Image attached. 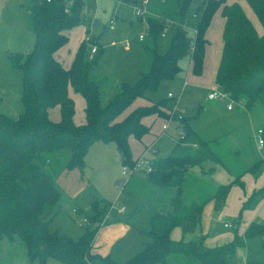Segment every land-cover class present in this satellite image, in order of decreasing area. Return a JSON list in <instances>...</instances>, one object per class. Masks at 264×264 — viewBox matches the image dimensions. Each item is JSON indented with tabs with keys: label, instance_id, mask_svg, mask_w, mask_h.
I'll use <instances>...</instances> for the list:
<instances>
[{
	"label": "trees",
	"instance_id": "trees-1",
	"mask_svg": "<svg viewBox=\"0 0 264 264\" xmlns=\"http://www.w3.org/2000/svg\"><path fill=\"white\" fill-rule=\"evenodd\" d=\"M121 1L131 6L140 4V0ZM245 1L263 32L256 29L237 2L203 0L194 16L198 17V24L195 36H192L183 25L189 24L187 19L194 0H178L176 14L180 24L172 35L169 49L164 54L154 49L150 69L142 73L135 84L123 83L121 91L108 104L102 105L100 88L91 79V72L103 54L101 45L91 39L96 51L89 57V41L83 40L69 68L54 56L68 44V31L81 23L85 0H36L29 8L35 35L34 48L26 55L11 54L14 66L23 73L24 110L15 119L0 110V240L20 238L26 245L29 261L40 264H47L49 259H55L59 264H167L168 257L173 255L193 258L199 264H227L228 259L244 245L245 239L264 235V224L252 222L242 238L235 236L234 240L216 247L205 245L206 236L201 233L205 201L185 205L182 200L187 171L211 158L218 161L210 141L201 138H198L194 154L181 157L171 154L153 162L152 172L146 175V179L156 186L175 189V195L169 212L150 215L145 229L148 241L127 262L119 263L110 256L92 253L97 231L112 207L110 202L94 200L91 213L82 209L77 211L90 223L83 227L77 240L51 228L58 212L56 207L64 194L57 184L59 175L73 169L83 174L86 155L95 141L114 142L121 152L122 164L133 165L129 139L132 135L141 139L150 130L143 118L157 116L168 120L166 110L170 107L166 99L135 108L123 118L119 117L132 102L144 97L148 88L157 87L162 80L175 78L181 71L179 63L183 58L191 55L192 73L196 76L202 74L208 43L205 34L218 10L226 22L215 76L217 87L232 100L245 101L248 109L262 98L264 0ZM148 28L150 35L155 36L165 27L163 22L150 20ZM71 88L80 93L86 103V121L81 125L74 121L76 106L69 95ZM55 107L60 109V121L49 116V110ZM182 125L188 132L192 131L188 124ZM65 151L69 153V159L62 163ZM262 165L263 161H258L246 172L255 175ZM241 176L217 188L213 195L216 211L224 208L234 184L243 186ZM263 198L264 187L247 198L241 211L254 209ZM175 228L182 231L179 241L171 237Z\"/></svg>",
	"mask_w": 264,
	"mask_h": 264
},
{
	"label": "rangeland",
	"instance_id": "rangeland-1",
	"mask_svg": "<svg viewBox=\"0 0 264 264\" xmlns=\"http://www.w3.org/2000/svg\"><path fill=\"white\" fill-rule=\"evenodd\" d=\"M36 0H0V110L9 114L11 118H17L24 110L22 104L23 73L12 62L11 54L26 55L34 48L35 35L32 30L29 8ZM178 0H149L147 13L144 17H135L133 7L121 0H85L82 10V21L68 31L70 38L63 48L64 60L60 61L66 66L69 57H73L79 44L85 40L87 55L92 57L91 51L95 39L103 48V54L98 65L91 72V79L100 88L102 105L107 104L122 89L123 83L135 84L142 73H146L153 61V50L164 54L170 46L171 38L179 26V17L176 14ZM203 0H194L190 10L189 32L194 34L197 29L198 17H194L196 10L201 7ZM237 2L244 12L254 21L257 30L263 32V28L255 16L252 8L245 0H227L228 4ZM246 10V11H245ZM150 12V13H148ZM15 13V14H14ZM156 20L164 23L166 37L161 34L150 35L149 22ZM188 20V19H187ZM223 18L218 10L212 20L210 29L206 32L207 40L212 44L210 50L205 53L207 70L200 76L193 75L191 70V55L183 58L179 65L180 73L173 79L162 80L157 87L148 88L144 97L136 99L120 115V119L133 109L151 105L162 99H166L169 106H175L176 99L168 97V93L177 92L179 99L177 116H183L181 122L188 124L191 132L182 125L176 127L171 123V129L166 133L163 126L168 120L157 116H146L143 123L151 126L148 133L141 139L131 136L129 143L134 161H136L146 149L155 143L154 147H148L147 156L151 157L156 152L157 159H163L173 154L181 157L192 155L196 151L198 138L210 141L214 155L218 158L208 159L200 166L191 168L186 174V181L182 187V200L185 205L193 201L204 202L203 230L208 233L210 243H224L231 235L243 237L246 228L252 222L264 224V199L254 210H242L245 197L252 188L259 184L246 172L247 165L257 160L259 152L257 147L256 131L264 123V94L252 109L240 108L235 105L234 110L227 109V102L208 99L209 87L215 86V70L219 61L221 44L223 42L222 25ZM141 35L145 40L139 41ZM193 36V35H192ZM215 67V68H214ZM204 72V71H203ZM76 122L85 121V100L80 93H74ZM245 107V101L239 100ZM170 115V110H166ZM174 119H177V116ZM170 117V116H169ZM83 121V122H84ZM264 127V126H263ZM184 132L187 138L179 142L180 133ZM217 139V142L214 140ZM91 155V166L88 158ZM69 159V153L64 152L62 163ZM83 178L90 182L88 190L92 195V201L103 200L111 204L125 207V214L120 216L118 209H113L112 217H126L140 229L147 223L149 214L154 212L167 213L171 209V199L175 195V189L162 188L146 181L142 173L132 176L122 175V155L114 142L95 141L86 155ZM93 160V161H92ZM123 161V160H122ZM262 161V159H261ZM221 162V163H220ZM214 168L211 170L210 168ZM141 174V175H140ZM240 175L245 182L244 187L234 184L229 195L226 207L220 211L215 210L213 195L218 187L230 184ZM244 175V176H243ZM243 177V178H242ZM132 182L126 188L118 187L117 181ZM76 183V181H75ZM207 195V198L204 196ZM203 196V197H202ZM91 196L86 198L85 211H90ZM201 197V198H200ZM97 198V199H96ZM64 203L62 206L61 204ZM72 201L66 194L56 207L60 210L52 223L51 228L66 234L77 240L83 232V227L89 222H84L82 215L72 212ZM67 209H64L66 208ZM56 210V211H58ZM224 215V216H223ZM84 224H80V223ZM225 222L238 225L237 229L225 228ZM149 225L147 223L146 227ZM219 230L216 236H211L212 231ZM138 239L132 243L133 236H128L122 242L129 243L132 250L129 257H116L119 262H126L143 247V234L135 232ZM135 244V245H134ZM123 245V244H122ZM137 245V249L134 248ZM138 250V251H137ZM169 264H199L193 258L182 256H170ZM264 264V235L245 239V243L228 259L227 264ZM0 264H40L38 261L31 263L27 256V248L24 242L16 237L14 241L7 238L0 240ZM47 264H59L55 259H49ZM168 264V263H167Z\"/></svg>",
	"mask_w": 264,
	"mask_h": 264
},
{
	"label": "crops",
	"instance_id": "crops-1",
	"mask_svg": "<svg viewBox=\"0 0 264 264\" xmlns=\"http://www.w3.org/2000/svg\"><path fill=\"white\" fill-rule=\"evenodd\" d=\"M140 2H141V0H140ZM246 11V10H245ZM148 13H150V12H148ZM246 13V12H245ZM15 14V13H14ZM196 14H194V16H195ZM247 15V14H246ZM247 17H248V15H247ZM223 18V25H222V33H223V30H224V26H225V22H226V19L224 18V17H222ZM250 20H251V18L250 17H248ZM191 18H188V21L189 22H191ZM213 20V19H212ZM252 21V23L254 24V26L256 27V25H255V23H254V21L253 20H251ZM211 23H212V21H211ZM211 26V25H210ZM210 29V27L208 28V30ZM257 29V28H256ZM207 30V31H208ZM258 31H260V29H258ZM161 36H162V34H161ZM167 36V35H166ZM166 36H162V38H165ZM205 37H206V35H205ZM207 39V38H206ZM223 39V38H222ZM143 40H145V36H144V39ZM143 40H140V38H139V41H143ZM211 44H212V42L210 43L209 41H208V43L206 44V47H205V53L207 52V50L209 51L210 49V47H211ZM80 45V44H79ZM64 48V47H63ZM63 48L62 49H60V50H58L55 54H54V56L56 57V59H58V60H60V61H62V60H64V54H63ZM222 48H223V42H222V44H221V50H220V54H219V61H218V63H217V68H216V70H215V73L217 72V69H218V66H219V63H220V58H221V53H222ZM76 53V52H75ZM73 58H74V56L73 57H69V59H68V61H67V64H66V66H64L65 68H69L70 67V65H71V63H72V60H73ZM204 59H205V56H204ZM215 68V67H214ZM207 70V63L205 62V60H204V67H203V71L204 72H202V73H204V75H205V71ZM190 72L192 73V60H191V70H190ZM193 74V73H192ZM194 75V74H193ZM196 76V75H195ZM200 76V79H199V81H202V80H204V79H202V74L201 75H199ZM215 76H216V74H215ZM216 83V82H215ZM208 87H209V92L212 90V89H214V88H218L217 87V85H215V86H211V85H209L208 84ZM72 91L74 92V93H76L72 88L69 90V95H70V97L72 98V99H75V97H74V95H72ZM171 93V92H170ZM176 93V97L175 98H172V99H176V104H175V106L173 105L172 107L171 106H169L170 107V111H174V113L176 114V112H175V110L177 109V102H178V99H179V95H178V93L177 92H175ZM169 94V93H168ZM100 99H101V97H100ZM102 104V103H101ZM107 104H108V102H107ZM106 105V104H105ZM85 106H86V104H85ZM228 109V108H227ZM229 110V109H228ZM234 110V109H233ZM230 111H232V110H230ZM9 114H10V112H8ZM84 113H85V111H84ZM4 114H6V113H4ZM9 114H6V115H8V116H10ZM49 116H50V118L52 119V120H54V121H60V119H61V116H60V109H59V107H55V108H52V109H50L49 110ZM85 116V115H84ZM177 116V115H176ZM178 117V116H177ZM183 117V116H182ZM75 121V120H74ZM84 120H82L81 122H76L75 121V123L76 124H78V125H81V124H84L85 123V121H86V119H85V121L83 122ZM180 122V123H179ZM171 123H175V125H176V127H178V126H181L182 125V122H181V120L179 121V120H173ZM146 125V124H145ZM146 126H148V125H146ZM171 126H172V124H170V128L168 129V131L171 129ZM183 126V125H182ZM263 126H264V123H263ZM263 126H261V127H263ZM149 128H151V126H148ZM261 127H259V128H261ZM258 128V129H259ZM257 129V130H258ZM181 133H184L183 131L181 132ZM180 133V134H181ZM254 136H255V138H256V135L254 134ZM186 138H187V136H186V134H185V140H186ZM130 140V139H129ZM185 140H183V141H185ZM215 140H217V139H215ZM181 139H179V142H183ZM217 142V141H216ZM155 146V143L154 144H151L150 146H148L149 148L150 147H154ZM148 147H146V149L143 151V153H142V155H145L150 161H151V163H152V165H153V162H156V161H159V160H161V159H157L156 158V152L154 153V155H152L151 157H148L147 156V152H148ZM197 147H198V145L196 146V149H197ZM257 147H258V145H257ZM258 152H259V155H258V158H257V160H255V162H252V163H250V164H248L247 165V169L250 167V166H252L254 163H256V162H258V161H261V159H262V157H263V155H264V151H261L260 150V148L258 147ZM141 155V156H142ZM133 156V155H132ZM140 156V157H141ZM88 160V165H92L93 163L91 162V155L89 156V158L87 159ZM87 160L85 161L86 163H87ZM123 160V159H122ZM122 160H121V162H122ZM134 160V159H133ZM93 161V160H92ZM219 161V160H218ZM221 163V162H220ZM211 170H213L214 168L212 167V168H210ZM246 169V170H247ZM188 172V171H187ZM247 173H249L250 175H251V177L255 180V181H257V180H259L260 179V182H259V184H257V186L256 187H254V188H252L251 189V191L249 192V195H247V197H245V199H244V201H243V203L247 200V198L248 197H250L251 196V194L255 191V190H258V189H261L262 187H264V162H263V165H262V167H261V169L260 170H258L257 172H256V174L254 175L253 173H250V172H247ZM142 174H144V175H141L142 177H144L145 178V180L146 181H144V182H149L147 179H146V175L147 174H145V173H142ZM187 174V173H186ZM244 176V175H243ZM243 178V177H242ZM75 181H76V183H75ZM241 181L243 182V186L242 187H244V185H245V182L241 179ZM130 182H132V178L129 180V181H124V179L123 178H119L118 179V181H117V186L118 187H122V188H126L127 187V184H129ZM150 183V182H149ZM57 184H58V186L63 190V192H64V194H66L68 197H69V199L72 201V212H74L75 214H78V210L79 209H82V210H86L85 208H84V205L85 204H83V203H85V201H86V198L87 197H89V196H91L90 198H91V200L90 201H92V195L90 194V192H89V190H88V185H90V182H86L85 180H84V178H83V175H82V173L79 171V170H77V169H73V170H65V171H63L60 175H59V177H58V179H57ZM230 193H231V191H230ZM230 193H229V195H230ZM229 195H228V198H227V201H228V199H229ZM203 197V196H202ZM208 196L207 195H205L204 196V198H207ZM201 198V197H200ZM97 199V198H96ZM264 199V198H263ZM262 199V200H263ZM101 200V199H100ZM261 200V201H262ZM198 201H202V199H200V200H198ZM227 201H226V205H227ZM260 201V202H261ZM94 201H92L91 202V204L93 203ZM259 202V203H260ZM192 203V202H191ZM259 203H258V205H259ZM91 204H90V206H91ZM62 206L64 205V203H62L61 204ZM226 205H225V207H226ZM257 205V206H258ZM89 206V207H90ZM256 206V207H257ZM255 207V208H256ZM254 208V209H255ZM59 208H57L56 210H58ZM64 209H67V207L66 208H64ZM113 209L115 210V209H118L119 210V212L121 213L120 214V216H123L124 214H125V212H126V210H125V207L124 206H122V207H120L118 204H116V205H114V204H112V207H111V209L108 211V213H107V215H106V217H105V219H104V221H103V223L100 225V227H99V229H98V231H97V234H96V237H95V239H94V242H93V247H92V253H94V254H98V255H100V256H103V257H105V256H110L112 259H114L115 261H117V262H119L117 259H116V257H129L130 255H131V253H134V252H132V251H134V250H132V248H131V246H130V244L129 243H123L122 241L125 239V238H127L128 236L130 237V236H133V238L131 239V241H132V243L133 242H135L139 237H138V235L135 233L136 231H139V232H141V234H143V246H144V243L145 242H147L148 241V237H147V235L145 234V227H146V225H147V223L149 222V218H150V215L151 214H149L148 215V220H147V223L143 226V228H139L138 226H136V225H134L132 222H131V219H132V217H130V219L129 220H125L126 219V217H121V218H118V219H115V218H110V217H112V211H113ZM254 209H248V210H254ZM60 210H58V212H59ZM57 212V213H58ZM87 212V211H86ZM222 210L219 212L220 214H222ZM88 213H89V211H88ZM79 215V214H78ZM224 216V215H223ZM202 218H203V216H202ZM54 221H55V219H54ZM80 223V222H79ZM226 223V222H225ZM224 223V224H225ZM228 223H232V222H228ZM81 224V223H80ZM233 224V223H232ZM225 227V226H224ZM226 228V227H225ZM233 228L234 229H237L238 228V225H236L235 223H234V225H233ZM248 228V227H247ZM246 228V229H247ZM218 232H219V230H217V229H215L214 231H212V234H211V236H216L217 234H218ZM201 233L203 234V235H205L206 236V240H205V245L206 246H208V247H216V246H220V245H223V244H226V243H228V242H230V241H232V240H234V238H235V236H233V235H231L229 238H227V240H225V242L223 243H216L215 242V240H213V242L212 243H210V239H209V234L208 233H206L204 230H203V223H201ZM171 237H172V239L173 240H175V241H179V240H181L182 239V231H181V229L180 228H175L173 231H172V233H171ZM244 237V236H243ZM9 240V239H8ZM123 244V245H122ZM135 245V244H134ZM134 248H136L137 249V245H136V247H134ZM143 248V247H142ZM142 250V249H141ZM140 250V251H141ZM239 250V249H238ZM138 251V250H137ZM139 251V252H140ZM138 253V252H137ZM136 254H134L133 256H135ZM132 256V257H133ZM173 256H175V255H173ZM131 257V258H132ZM170 257V256H169ZM169 257H168V260H167V263L169 264ZM131 258H129V259H131ZM128 259V260H129ZM127 260V261H128ZM126 261V262H127ZM31 263H35V262H31ZM119 263H125V262H119ZM247 264H255V263H252V262H250V263H247Z\"/></svg>",
	"mask_w": 264,
	"mask_h": 264
},
{
	"label": "built area",
	"instance_id": "built-area-1",
	"mask_svg": "<svg viewBox=\"0 0 264 264\" xmlns=\"http://www.w3.org/2000/svg\"><path fill=\"white\" fill-rule=\"evenodd\" d=\"M148 5H149V0H141L139 5H132L135 17H137V18L144 17L147 13V6ZM183 27L190 29L192 26H189L188 23H185L183 25ZM166 30L164 32H162V36H166ZM194 32L196 33V30H194ZM139 38H140V40H143L144 35H141ZM192 50H193V47H192ZM91 51L93 53H95L96 47H93ZM168 97L169 98H175L176 93L171 92L168 94ZM208 99L213 100V101L227 102V108L229 110H233L235 105L239 106L240 108L246 109V106L244 107L242 103H238V101L232 100L230 98V96L226 92L222 91L220 88L212 89L208 94ZM175 115L176 114L174 113L173 110L170 111V115H169L170 119L167 121V124H165L163 126V130L165 133L170 128V124L174 120ZM177 118L179 121L183 119L182 116H178ZM256 138H257L258 147L260 148L261 151H264V127H261L256 131ZM180 139L182 141L185 140V134L184 133L180 134ZM262 161L264 162V155L262 157ZM152 169H153V165H152L151 161L145 155H142L136 161L133 162V165H122V175H124L126 177H128V176L130 177V176L134 175L135 173L149 174L152 172ZM84 222H86L85 219H84ZM224 226L227 228H233V224L228 223V222H226L224 224Z\"/></svg>",
	"mask_w": 264,
	"mask_h": 264
}]
</instances>
